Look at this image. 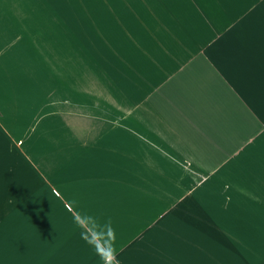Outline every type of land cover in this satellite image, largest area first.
Instances as JSON below:
<instances>
[{"label": "crops", "instance_id": "obj_1", "mask_svg": "<svg viewBox=\"0 0 264 264\" xmlns=\"http://www.w3.org/2000/svg\"><path fill=\"white\" fill-rule=\"evenodd\" d=\"M97 2L0 0V264H264V0Z\"/></svg>", "mask_w": 264, "mask_h": 264}, {"label": "rangeland", "instance_id": "obj_2", "mask_svg": "<svg viewBox=\"0 0 264 264\" xmlns=\"http://www.w3.org/2000/svg\"><path fill=\"white\" fill-rule=\"evenodd\" d=\"M84 1L85 0H83V2ZM94 1L96 2V4H94L91 9H93L94 13L97 14L98 12L101 11V9L97 7V4H98L97 0H94ZM67 3L72 4L74 6L76 12L79 13L80 20L86 21V9L83 7V5L79 6V3H77V0H73V1L63 0V5ZM48 30H50V28ZM21 111H28V110H16V113L21 112ZM14 116H16V119H15L16 123L14 125V127L16 128V131H19V129L22 130L23 127H26V124L20 122L21 120L17 118L18 116L17 114H15ZM57 120L58 121L56 122L55 119H53L52 117H41V118H38L34 123L35 125L34 127L36 129L34 133L32 134V136H36L37 139L35 140V144H32V147H33L32 151H29L31 155L30 158L32 160H35L36 159V157L34 156L35 154H41V155L47 154L46 164L43 166L49 167L48 165H54L57 160L51 157H53L56 153L58 154L61 153L62 147L64 150H66L70 148L71 144H74V142H72L71 140H72L73 134L76 135V126H72L70 124H61V122L59 121L60 119H57ZM17 121H19V124H17ZM31 122H33V120ZM61 129H63L64 136H59ZM39 133H40V136H39ZM126 136H134V135L127 133ZM41 159L42 161H44L45 157H42ZM67 159H69V157L65 158V160ZM46 178H47V181L54 180V176L51 175V171L46 170Z\"/></svg>", "mask_w": 264, "mask_h": 264}]
</instances>
